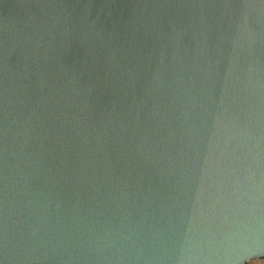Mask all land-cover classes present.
Listing matches in <instances>:
<instances>
[{"label":"water","instance_id":"95a60500","mask_svg":"<svg viewBox=\"0 0 264 264\" xmlns=\"http://www.w3.org/2000/svg\"><path fill=\"white\" fill-rule=\"evenodd\" d=\"M264 257V0H0V264Z\"/></svg>","mask_w":264,"mask_h":264},{"label":"rangeland","instance_id":"374dc122","mask_svg":"<svg viewBox=\"0 0 264 264\" xmlns=\"http://www.w3.org/2000/svg\"><path fill=\"white\" fill-rule=\"evenodd\" d=\"M244 264H264V257L251 259Z\"/></svg>","mask_w":264,"mask_h":264}]
</instances>
